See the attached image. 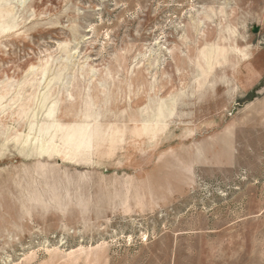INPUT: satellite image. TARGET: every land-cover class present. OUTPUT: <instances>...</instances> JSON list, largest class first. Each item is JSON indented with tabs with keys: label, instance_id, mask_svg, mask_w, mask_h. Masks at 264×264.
<instances>
[{
	"label": "rangeland",
	"instance_id": "1",
	"mask_svg": "<svg viewBox=\"0 0 264 264\" xmlns=\"http://www.w3.org/2000/svg\"><path fill=\"white\" fill-rule=\"evenodd\" d=\"M0 264H264V0H0Z\"/></svg>",
	"mask_w": 264,
	"mask_h": 264
},
{
	"label": "water",
	"instance_id": "2",
	"mask_svg": "<svg viewBox=\"0 0 264 264\" xmlns=\"http://www.w3.org/2000/svg\"><path fill=\"white\" fill-rule=\"evenodd\" d=\"M259 31V27L258 26H254L253 27V32H258Z\"/></svg>",
	"mask_w": 264,
	"mask_h": 264
},
{
	"label": "bare ground",
	"instance_id": "3",
	"mask_svg": "<svg viewBox=\"0 0 264 264\" xmlns=\"http://www.w3.org/2000/svg\"><path fill=\"white\" fill-rule=\"evenodd\" d=\"M212 55H213V54H212ZM215 55H216V54H215ZM215 55H214V56H215ZM210 57H211V56H210ZM210 57H209V58H210ZM213 59H214V58H213ZM213 59H211V60H213ZM165 109H166V108H165Z\"/></svg>",
	"mask_w": 264,
	"mask_h": 264
}]
</instances>
